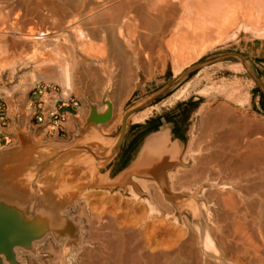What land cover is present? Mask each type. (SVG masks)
Wrapping results in <instances>:
<instances>
[{
  "label": "rangeland",
  "instance_id": "rangeland-1",
  "mask_svg": "<svg viewBox=\"0 0 264 264\" xmlns=\"http://www.w3.org/2000/svg\"><path fill=\"white\" fill-rule=\"evenodd\" d=\"M112 1H118L117 3H119V1L121 2L124 0ZM112 1L8 0L5 4V11H0V21L5 19L4 12H7L9 10L12 11V15L9 20L10 29L4 35L5 39L11 40L15 37L14 35L18 36L23 34H31L32 44L36 46L34 47V49L30 47L25 50L19 51V53H21L20 58L23 59V63H18L15 61L16 63H13L10 67L3 68L0 66V98L5 102L7 106L8 116L7 126L5 127L4 131L11 138L9 143L4 146L5 148L0 151V154L15 153L16 155H20L27 148L32 149L33 153L35 154V156H26L25 158V164L33 166L30 172H20V163H17L18 166L16 168L15 182L13 184H9V186L12 185V187L15 188L13 190V188H11L10 186L9 188H11V190L8 191L9 193L11 192L12 199L0 200V203L5 205L7 208H11L17 211V214L19 215L21 221H27L28 224L32 225L34 228L39 227L45 233H47L51 228L50 221L48 220L50 216L52 218L54 217L55 219H62L65 224L67 223L69 226L68 229H64L62 236L58 235L59 237H61L60 240H53L50 237L46 242H42L37 245L36 249L38 250L40 255L39 257L41 258L40 262L36 258L32 257L28 252H26L28 251V249H31V251H33V248H30V243H21L18 247L20 248L19 251L22 253L18 251V258L20 259L19 261L24 264H49L53 261L59 263L57 257H61L62 255H64V249L66 248L65 238L68 237L70 238L71 243L75 244L74 247L79 249V251H73L72 253L73 261L75 258L73 264H81L82 260L84 261L82 252L85 251L89 252L90 254H96L98 253V247L102 248L103 245L101 246L100 244L102 240L106 239L107 236H105V234L107 235V233H109L108 231H110L108 229H117L118 226V229L122 230L126 228L124 227L126 225L131 227V225H133L132 223L135 224L136 220L139 218L149 217L150 219L152 216L153 218L155 217L158 219L160 218V220H165L166 217L168 218V215H171L170 211L167 212L165 208H162L160 206L162 204L160 203V201L163 202V200H173L171 196V189H168L169 195L164 198L163 195L159 194L158 188L156 187V180L151 174H130L127 178L124 179V181L109 185V192H85L80 193L77 198H69V200H66V192H68V190H54L52 188H49L47 185L48 180H46V178H43L42 175L43 170L52 160H41L39 151L42 148L41 145L45 141L50 142V140H45V133L40 128L36 127L35 129H33V122L30 120L28 111L26 110L28 106V92L31 87L38 82L56 84L60 86L63 91L66 90L63 86H61L60 83L56 81V77L58 76L54 75L59 74L58 72H60L61 69L58 68L62 67L63 64H65L64 62H68V64L72 63L71 56L74 54L73 56L76 57L77 55L76 59L78 61H81L83 65H74V67L73 64H71L70 67L73 70L71 71L73 72L71 73L73 86H71L70 90L68 89L64 92L66 93V95L72 94L81 101L83 107L79 110V112H81L76 119L79 120V118L83 116L85 111H88L91 108L110 111L109 107L107 106V101L110 99L111 94L96 91V89L98 88V79L97 75H95V71L98 69V67L95 65V60H97V58L95 57L98 56V48L103 46L102 41L99 42L92 40V43L93 45H95L94 47L96 48V50L94 49L93 52L94 59H91L85 54L80 53L82 52L78 49L80 48L78 47L80 45H78V43L73 40V33L76 29L79 28L82 31V28L93 27L91 26V23L93 22L95 16L92 15H95V13H99L100 11L103 12V8L105 9V12H108L109 9H112L115 4H117L116 2L113 3ZM222 1L223 3L226 1L225 4L228 3V7H226L227 5L223 4L222 8H224L225 5V8L227 10L229 9V11L231 12L234 11V17L240 19L239 21L238 19L235 20L234 18V22L237 21V26L236 24H233L235 25L234 27L233 25L230 26L231 28L227 27V33L223 32L224 36H222L219 40L215 39L216 32H214V30V35L212 30H210L212 33L211 35L208 30V37H206V33V35L203 36L204 38H199L203 41H201V43L198 39V35L199 37H202V35L195 34L194 36L195 38H197H191L190 36H192V34L189 29L188 34V30L187 28H185L186 26H174L177 25L176 23H180V21L184 19L182 13L180 12L181 14L179 16H182L183 18L180 21H175L172 29L170 28L169 31L165 33L162 46H164V43H166V40H168V38L174 35L173 32H176L175 34L178 35L179 33H182V35L180 34L179 36L180 39L177 38V41L180 40L177 43L186 41V43L188 42V46H190V44L192 46L197 44L196 51L191 52L187 49L185 51H181V57L176 63L175 68L173 66L174 64H172V58H170V56H168L166 52L163 53L167 57L160 60L161 78L165 77V82H161V86L167 84L168 81H171L173 76H175L176 79L175 82L170 85L168 91L161 94V99H163L161 104H159L153 110H147L141 116L135 117V106L138 105V103L134 102L138 99L131 98V100L127 103L122 111L119 110L114 114V121L116 122L118 133L120 126L122 125V121L126 115H128L127 121L129 118V121H137L144 118L145 116L154 114L155 112L163 114L164 112H167L166 110L172 111L173 109H175L177 104L188 103L193 99H196L192 104V108L185 114L186 118L184 120L183 127L187 135L184 139L183 147L179 150L177 149L171 165L164 168L166 182L169 185V188L175 184V179L171 180L167 178L168 173H173L176 171V169H183L184 172L180 170V173L177 174L178 177H181L185 174V172H192L194 168L199 169L201 167L199 165V162L203 160V158L205 159L211 153H219L222 150L221 147H218L217 144H215L219 139L218 137H222L224 136V134L227 135L228 133H241L245 131L247 127H264V106H262L261 104V100L264 99V82L260 81V70L254 66L264 63V20H262V18H264L262 16L264 15H262L261 13V16L259 13L262 10V7H264L260 6L264 4L260 3V6L257 4L260 8L257 5L253 6L254 8H256L257 6L256 14L258 13V15L262 17L260 18L259 16L254 14V10L250 11L252 10V6L250 4L253 5V0L250 4L246 2L248 0H243L244 2H242V4L240 3L241 0H239L240 2L238 0V2H235V0H221V4ZM255 1L259 2V0ZM100 3H102L103 5L102 7L99 6L98 8V5H100ZM236 3H239L243 7ZM247 4L251 7H249L250 10L248 9L249 11L246 9L248 7ZM104 6H106V8ZM107 6L109 8H107ZM92 7H97V9L92 10ZM225 8L224 10H226ZM121 13L125 14L126 11ZM247 14L250 16H252L253 14L257 16L252 17L256 19L258 23H254V21H252L254 19L252 18H250L251 21L248 20L246 17ZM15 15L17 16L16 19L14 18ZM86 16L87 18H91L92 16V20H87ZM86 20L87 22H89L88 25L90 26L86 24ZM89 20H91V22ZM83 23H85L86 26L83 27ZM88 29H83V32L86 34V31H88ZM64 31H66V34H63ZM186 33L187 35H185ZM183 35H185L186 37H184ZM211 36L213 38H211ZM41 38H43L44 40ZM64 43H67L68 45ZM72 45L75 46L73 47L75 50H72ZM105 49L107 52H109L107 50L108 46ZM107 52L105 53V56L107 55L106 60H103V62L105 61L104 63L106 64L101 62L102 64L100 66V77H102V81L105 77V66L107 67V69H109V65L107 64H109L108 60L111 56H109L110 53ZM228 54H234L236 58L226 57L224 59L215 60V57L217 56ZM201 55H204V57L195 64L198 69L190 74H185L184 72L186 70L183 71L182 68L185 67L189 61L195 60ZM40 56H42L41 59L39 58ZM47 57L48 60H53L49 61L52 62V64L57 65L55 66L57 68L51 67L50 65H47V67L46 65L39 66V64H37L39 60H42V58H45L47 60ZM66 57H68L69 59H67ZM186 57H189V59H185ZM252 60H254V63L252 62ZM242 62H245V66L244 64H242ZM91 63L94 65H91ZM60 64L61 66H59ZM85 66L87 67V70L85 69ZM102 66L104 67V70ZM246 67L250 68V72L254 74L253 76L255 80L248 76ZM56 70L57 74L55 72ZM100 81V84L104 83ZM150 95L151 94H144L142 96V99H145ZM124 100L125 99L121 100L120 103ZM195 107L198 108L192 114L191 111H193ZM215 108L217 110H222L214 111ZM224 109L227 110L225 111L226 113L223 111ZM213 113L216 114V117L218 119H216ZM218 113L223 114L220 115ZM207 117L208 119L215 118V120L210 119L211 123H209ZM224 119L226 120V122ZM218 120H220V122H218ZM215 122L218 123L216 124ZM213 125H215V127L218 126L219 128H215L213 127ZM237 126L240 127V129ZM117 133H114V136H116ZM260 135V133H257L255 137H258ZM163 144L167 149L171 148L169 143H161V145ZM159 146L150 151V155L148 156L150 158V162H152V165L155 164L156 154L162 148ZM214 166L215 165L212 164L206 167V171L202 175L200 181L196 180L190 182L187 185H182V189H187V191H182L190 193L198 186V188H201V190L205 188L206 196L208 197L204 198L202 196L200 197V201H203L206 204L208 203V201H212V204H215L216 199L213 197H209L210 193L222 192V194H225L228 190H222L220 186L232 182L224 180L222 175L214 174V171L212 170ZM142 180L147 182L146 185H144L145 182H143ZM250 191L251 194L245 199H242L254 201L257 206H261V210L259 208L254 210L255 212H253V216L256 215H254V213H261L260 215H264V209H262L264 208V176H257V174L253 175V179L250 184ZM160 196H162V198ZM223 197L225 198V196ZM137 201L139 202V205ZM148 201L152 204L151 207L147 206L146 203H148ZM150 209L154 212H150ZM131 210H134V213ZM174 217H177V215L175 214ZM106 219L107 221H105ZM106 222L108 226L105 224ZM181 223L182 221H179L180 225ZM196 223L197 222H193L194 227L197 226ZM81 225L83 226V228ZM89 226L91 227V229H94L95 232L94 230L92 231ZM107 227L110 228L107 229ZM136 227L138 229L139 225H136ZM136 227L134 225V228ZM147 227H149V225ZM150 227L148 228V230H152L153 227L151 225ZM88 229L90 234L88 232ZM93 237L94 239L90 241V239ZM82 239L84 240L82 241ZM103 248L105 250V244ZM7 260L10 264L16 263L15 257L13 255V250L12 257L8 258ZM79 261H81V263Z\"/></svg>",
  "mask_w": 264,
  "mask_h": 264
},
{
  "label": "bare ground",
  "instance_id": "bare-ground-1",
  "mask_svg": "<svg viewBox=\"0 0 264 264\" xmlns=\"http://www.w3.org/2000/svg\"><path fill=\"white\" fill-rule=\"evenodd\" d=\"M7 1L8 0H0V11L2 12L5 11L6 9L5 4L7 3ZM109 1H112V0H109ZM238 1L235 0V2H238ZM251 1L252 0H250L249 2L248 0L246 2L250 4ZM254 1L255 0H253V5L250 4L252 6V10H250L251 7L248 4H247L248 7L246 9L247 10L249 9L250 11L254 10L255 11L254 14H256L257 6L264 4V1L259 0V2L257 1L258 3ZM114 2L117 3L118 1H114ZM242 2L244 1L241 0L240 3L242 4ZM91 3H94V2H91ZM225 3L226 1L224 3L222 1V4H221V0H124L121 2L119 1V3L115 4L114 7L112 5L113 8L109 9L108 12H105L104 8H103V12L100 11L101 13L94 12L95 15H92V16H95V18L93 19V22L91 23L92 24L91 26L93 27H90L91 29L89 27H88L89 29L87 27L82 28V31L80 30V28L76 29L75 32L73 33L74 35L73 40H75L78 43V45H80L78 46L80 47L78 49L82 51L80 53L85 54L87 57L91 59L94 57V54H93L94 49L96 50V48L94 47L95 45H93L92 43V40L99 41V42L102 41L103 46L100 45L101 47L98 48V56L95 57L97 58V60H95V65L98 67V69L95 67L97 70L96 71L94 70V71H95V75H97L98 82L102 78L100 77L101 76L100 66L102 64L101 62H103V60H106L107 55L105 56V53L107 51L105 48L107 46H108L107 50L109 51L107 53H110L109 56H113L115 59H120L126 56L125 55L127 53L126 48L127 50L128 48L130 50V47H132L130 46L131 43L133 44L134 42L137 44L140 43L142 45L144 44V46L150 43L151 47L150 48L148 47L149 49L147 47L146 49L137 47L138 49L136 51V54L144 58L156 57V58H160L159 60H161L162 58L167 57L163 54L164 52H166V54L170 56V58H172L173 60L172 64H174L173 66L175 68L176 63L181 57L180 52L183 50L185 51L186 49L190 50L191 52L193 51L195 52L197 48L196 47L197 44L193 46L190 44V46H188L187 45L188 42L186 43V41L185 42L183 41L185 44L183 42L177 43L178 41H180V40L177 41V38H179L180 34L182 35V33H179L178 35V34H175L176 32L175 33L173 32L174 35L172 34L173 36L168 38V40H166V43H164V46H162L165 33L169 31L170 28L172 29L173 24H175V21L177 20L180 21L184 17V19H182L180 23H176L177 25H174V26L176 27L181 26V25H184V27L186 26L185 28H187V30L189 29L192 34V36H190L191 38H195L194 36L195 34L196 35L200 34L202 35V37L201 36L199 37L198 35V39L199 38L202 39L204 38L203 36L206 35L208 30H209L210 35L212 34L210 30H212V32L214 30V32H216L215 39L219 40L221 39L222 36H224L223 32L227 33L226 32L227 27H230L233 24H236L237 26V23H236L237 21L234 22V18L235 20L238 19L240 21L239 18L234 17L233 15L234 11L231 12L229 11V9L227 10L225 8V5H227L226 7H228V3L227 4ZM223 4H225L224 8L226 10L222 8ZM236 4H239V3H236ZM102 5L103 4L100 3V5H98V8L99 6L102 7ZM255 5H257L256 8L253 7ZM262 6L264 5H261L260 7ZM104 7L106 8V6ZM92 8H93L92 10L97 9V7H92ZM107 8L109 7L107 6ZM262 10H264V7H262ZM125 11L126 13L125 14L123 13L124 14L123 15L121 12H125ZM261 11L259 12L260 15L261 13L262 15H264V11L262 12ZM180 12L182 13L183 17L179 16L181 14ZM240 12H241V9H240ZM254 14L252 16H255ZM11 15H12L11 10L4 12L5 19L0 21V66L3 68L10 67L13 63H16V62L23 63V59L20 58L21 53H19V51L25 50L30 47L34 49V47H36L34 46V44H32L31 34H23V35H18V36L14 35L15 37L13 36L14 38H12L11 40H7L4 38V35L10 29L9 20H10ZM235 15H236V11H235ZM256 15L260 17L258 13ZM252 16L247 14L246 17L248 20L251 21L250 18L254 19ZM178 17L179 18L181 17V18L179 19ZM14 18L16 19L17 16L15 15ZM91 18L89 17L87 18V20ZM87 20H86V24L88 25L89 22H87ZM91 20L89 21L91 22ZM262 20H264V18H262ZM252 21H254V23L257 22L256 19ZM86 24L83 23L82 26L84 27L86 26ZM234 26L235 25H233V27ZM83 29H86V30L88 29V31H86V34L83 32ZM189 30H188V34H189ZM65 32L66 31H64L63 34ZM214 32H213V35H214ZM209 33H207L206 37H208ZM185 35H187V33ZM185 35L183 36L186 37ZM211 38L213 37L211 36ZM155 39L159 42V44L157 43L158 46L156 49L154 48L156 46ZM201 41L202 40H200V42ZM151 43L154 45H152ZM64 44H67V43H64ZM73 47L75 46L74 45L71 46L72 50L74 49ZM34 55H35V52H34ZM73 55L71 56L72 60L70 59L72 61L71 64H73V66L82 64L81 61H78L76 59L77 55L76 57ZM41 57L42 56H40L39 58L41 59ZM66 58L69 59L68 57ZM49 60H52V59H49ZM49 60H48V57H47V60L45 58L44 59L42 58V60H39V62L37 61L38 62L37 64H39V66L40 65L41 66L50 65L51 67L57 68L55 67L57 65L52 64V62H50ZM109 60H108V63H109ZM64 63L65 64H63L62 67H59L61 66V64L58 66L59 67L58 69H61V71L59 70L60 71L58 72L59 74L54 75V76H58L56 77V81L60 83L61 86H63L66 89L64 91H67L68 89L70 90L71 86H73L72 76H71V73H73L71 71L73 70L70 67L71 66L70 63H69L70 65L68 64V62L67 63L64 62ZM92 63H93V60H92ZM92 63L91 65H94ZM110 64H107V65H110ZM114 64H115V61H114ZM86 68L87 67L85 66V69ZM103 70H104V67H103ZM106 70L108 69L105 66V71ZM55 72L57 74V70ZM92 74H93V71H92ZM123 77L125 76L123 75ZM121 78H122V75H121ZM124 87L125 86H123L122 91H125ZM121 89H122V86H121ZM115 97L117 101L123 98L121 97V94H116ZM216 108L214 111L222 110V109L217 110ZM223 111L225 112L227 110L224 109ZM213 115H215L216 117V114L213 113ZM210 119H208L209 123H211L210 122L211 120H215V118L211 120ZM216 119L218 118L216 117ZM218 122H220V120H218ZM215 125H213V127H215ZM219 126H220V123H219ZM238 128L240 129V127ZM254 128L255 126L250 127V128L247 127V129L241 133H236V134L228 133L227 135L224 134V136L218 137L219 138L218 141L214 143L217 144L218 147H221L222 150L219 153H216V152L211 153L207 158L205 159L203 158V160L200 159L201 161L199 162V165L201 167L199 166L200 167L199 169L194 168L192 172H188V173L185 172V174L181 177H178L177 174L180 173V170L183 171V169H176L175 172L168 173L167 178L171 180L175 179V184L170 188L166 182L164 168L171 165V163L173 162L176 151H177V146H173L167 149L164 146V144L163 145L160 144L159 147H162V148L155 156V164L150 167H148L149 165L146 164L148 161L147 159L148 156L147 157L142 156L143 159L141 160L140 165L137 166V169H135L133 173L137 172L140 174H151L156 180V187L158 188L159 194L163 195L164 198L169 195L168 189H171V193H172L171 196L173 200H163V202L159 200L160 203H162L160 206L162 208H165L167 212L170 211L171 215H168V218L166 217L165 220H160V218L158 219L155 217L153 218L152 216L150 219L149 217L139 218L136 220L135 224L132 223L133 225H131V227L127 225L124 226L123 224V226L126 228L123 227L124 229L122 230L118 229V226H117V229L112 228V227H111L112 229H108L110 227H107V229L110 231H108L109 233H107V235L105 234V236L107 237L105 240H102L100 244L101 246L102 245L104 246L105 244V250L103 246L102 248L98 247V253L96 254L92 253L94 255L90 254L89 252L84 251L82 252L84 261L82 260V263L81 261L79 262L81 264H264V215H260L261 214L260 212H259L260 214L254 213V215L258 214L257 216L252 215L253 212H255L254 210L258 208L260 209L261 206L260 207L257 206V204L254 201L242 199V198L245 199L251 194L250 184L252 182L253 175L257 174V176H264V127L259 126V127H256L255 129ZM103 131L105 130L103 129ZM257 133H260L261 135L258 137H255ZM218 142L221 144H219ZM212 164L215 165L212 168V170L214 171V174L222 175L224 180H227L232 183H228V184H224L220 186L222 190H228L225 193L226 195L222 194V192L210 193L209 197L215 198L216 203L212 204V201L211 202L208 201V203L206 204L203 201H200L201 200L200 197L202 196L204 198L208 197L206 196L205 188L201 190V188H198L199 187L198 186L190 193H186V192H183L182 190L187 191V189H182L181 187L182 185L184 184L187 185L192 181H196V180L200 181L202 175L206 171V167ZM54 170H55L54 165L52 167H49V171L52 172L51 174L59 178L58 183L60 185H65L67 183V174L61 171L59 174H55ZM146 183L147 182H145V184L144 183L142 184L146 185ZM75 184L77 185L78 183L76 182ZM10 186L14 190L15 187H12V185ZM11 188H8L7 190L9 191L11 190ZM7 194L8 196L12 198L11 192ZM223 196H225V198ZM160 197L162 198V196ZM155 201H158V200H155ZM146 204L149 207L152 206V204L149 201ZM138 205H139V202H138ZM217 207L219 210L217 209ZM151 211L152 210L150 209V212ZM132 212L134 213V210ZM175 214L177 215V217H174ZM53 218L51 216L48 218V220L50 221L51 228L50 230H48L47 233L45 232L41 233L40 230H34V229L28 231V236L32 238L30 242V248H33V251H31V249H28V251L26 252H28L32 257L39 260V262L41 261L40 260L41 258L39 257L40 255H39L38 250L36 249L37 245L42 242H46L50 237L53 240H60L61 237L59 236H62L64 229L66 228L68 229L69 227L68 224L67 223L65 224V222L62 219H55V218L53 219ZM105 221H107V219ZM179 221H182L181 225L179 224ZM193 222H197L196 227H194ZM105 224L107 225V222ZM108 224H112V223H108ZM126 224H129V223H126ZM134 225L135 227L136 225H139V228L138 229L137 227L134 228ZM148 225L149 227L150 225L153 227L152 230H148L149 228L147 227ZM91 230L93 231L94 229H91ZM88 232H89V229H88ZM19 234H17L16 236L18 237ZM92 239H94V237L91 238L90 241H92ZM65 240H66V248L64 249V252H65L64 255H62L61 257L56 256L57 259L59 260V263L53 261V262H50L49 264H73V262L75 261V258L73 261L72 253L73 251H79V249L74 247L75 244L71 243L69 237L65 238ZM83 240L84 239H82V241ZM19 250L20 248L17 245L13 248V255L16 260L15 264H24L19 261L20 260L18 258ZM85 250H86V247H85ZM0 260H1V264H10L9 261L6 259L5 255H1Z\"/></svg>",
  "mask_w": 264,
  "mask_h": 264
},
{
  "label": "crops",
  "instance_id": "crops-1",
  "mask_svg": "<svg viewBox=\"0 0 264 264\" xmlns=\"http://www.w3.org/2000/svg\"><path fill=\"white\" fill-rule=\"evenodd\" d=\"M155 42L156 46L153 47L156 49L159 42L156 39ZM141 45L140 43H131L130 46L133 48L130 46V50L126 48L125 58L115 59L111 56L109 69L104 73L105 77L102 81L104 83L100 84L97 81V92L111 94L110 99L107 101L111 113L110 111L91 108L85 111L78 120L76 119L80 114L78 110L76 115H72L69 120L65 121L64 134L49 137L45 135V140H50V142L45 141L41 145L42 148L39 153L41 160L52 161L45 167L42 175L43 178L48 180L47 185L49 188L68 190L66 200H69V198L75 199L80 193H88L89 191V193L109 192V185L121 182L130 174H140L133 172L140 165L143 157L149 156L150 151L157 148L161 142L169 143L170 147L177 146L178 150L183 147L187 135L183 127L185 114L192 108V104L196 99L188 103L177 104L175 109L172 111L166 110L167 112L163 114L155 112L137 121H129V118L123 132L121 131V125L117 133L118 128L114 121L115 112L122 111L131 98L138 99L134 102L138 103L135 106V117L141 116L147 110H153L163 101L161 94L168 91V88L176 79L173 76L171 81L161 86V82H165V77L161 78L160 60L156 57L144 58L138 56L136 54L138 48L151 47L150 43L145 46L143 44V47ZM203 57L204 55H201L199 58L189 61L182 68L183 71L186 70L184 73L190 74L197 70L198 67L195 64ZM226 57L236 58L234 54H228L217 56L215 60ZM185 59H189V57ZM242 64L245 66V62H242ZM254 66L260 70V81L264 82V63ZM246 69L248 76L255 80L250 68L246 67ZM123 86H125V91H122ZM116 94H121L122 99L125 98V100L120 103L122 100L120 99L118 102L115 99ZM144 94L151 95L142 99ZM261 104L264 106V99L261 100ZM82 107L81 104L79 109ZM197 108L195 107L191 113L193 114ZM66 112L70 113V109H67ZM36 127L33 126V129ZM114 133H117V135L114 136ZM23 152L20 155L15 153L0 154V200L11 198L7 194L9 193L7 189L9 184L15 182L17 162L20 163V172H30L33 168V166L25 164L26 156H35L33 150L27 148ZM147 159L146 164L149 165L148 167L152 166L149 157ZM53 165L55 174H59L60 171L67 174L65 185H60L58 183L59 178L49 171V167Z\"/></svg>",
  "mask_w": 264,
  "mask_h": 264
},
{
  "label": "built area",
  "instance_id": "built-area-1",
  "mask_svg": "<svg viewBox=\"0 0 264 264\" xmlns=\"http://www.w3.org/2000/svg\"><path fill=\"white\" fill-rule=\"evenodd\" d=\"M81 101L72 94L66 95L56 84L38 82L28 92V111L34 126L47 136H60L65 133V121L76 115ZM70 109V113L66 110ZM7 106L0 98V150L11 138L5 133L7 126Z\"/></svg>",
  "mask_w": 264,
  "mask_h": 264
},
{
  "label": "water",
  "instance_id": "water-1",
  "mask_svg": "<svg viewBox=\"0 0 264 264\" xmlns=\"http://www.w3.org/2000/svg\"><path fill=\"white\" fill-rule=\"evenodd\" d=\"M127 118L128 115H126L122 121V132L125 129ZM1 200H3V198ZM33 229L40 230L41 233L43 232L41 228H34L32 225H29L27 221H21L17 211L7 208L0 203V256L5 255L8 259L12 257V250L16 245L19 246L21 243H30L32 238L28 236V231ZM17 234H19L18 237L16 236Z\"/></svg>",
  "mask_w": 264,
  "mask_h": 264
}]
</instances>
